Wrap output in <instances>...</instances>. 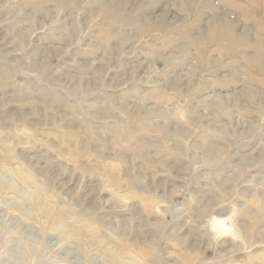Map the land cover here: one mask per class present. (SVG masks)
<instances>
[{"label": "rangeland", "instance_id": "rangeland-1", "mask_svg": "<svg viewBox=\"0 0 264 264\" xmlns=\"http://www.w3.org/2000/svg\"><path fill=\"white\" fill-rule=\"evenodd\" d=\"M0 264H264V0H0Z\"/></svg>", "mask_w": 264, "mask_h": 264}, {"label": "bare ground", "instance_id": "bare-ground-1", "mask_svg": "<svg viewBox=\"0 0 264 264\" xmlns=\"http://www.w3.org/2000/svg\"><path fill=\"white\" fill-rule=\"evenodd\" d=\"M233 8L235 9L236 7H233ZM251 219L253 220V224L255 226H257L260 223L257 213L255 212H251ZM211 226L215 230V234L219 236L223 234H228V233L233 236H240L236 228L237 224L234 221H230L229 223H226V221L223 219H218L217 217L215 218L213 217L211 219Z\"/></svg>", "mask_w": 264, "mask_h": 264}]
</instances>
